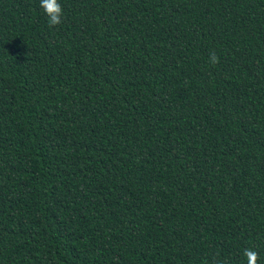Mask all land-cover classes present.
<instances>
[{
  "label": "trees",
  "instance_id": "trees-1",
  "mask_svg": "<svg viewBox=\"0 0 264 264\" xmlns=\"http://www.w3.org/2000/svg\"><path fill=\"white\" fill-rule=\"evenodd\" d=\"M0 264H264V0H0Z\"/></svg>",
  "mask_w": 264,
  "mask_h": 264
}]
</instances>
